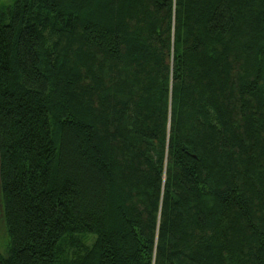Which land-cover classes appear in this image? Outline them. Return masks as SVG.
<instances>
[{"label": "trees", "instance_id": "trees-1", "mask_svg": "<svg viewBox=\"0 0 264 264\" xmlns=\"http://www.w3.org/2000/svg\"><path fill=\"white\" fill-rule=\"evenodd\" d=\"M0 264H264V0L0 3Z\"/></svg>", "mask_w": 264, "mask_h": 264}, {"label": "rangeland", "instance_id": "rangeland-1", "mask_svg": "<svg viewBox=\"0 0 264 264\" xmlns=\"http://www.w3.org/2000/svg\"><path fill=\"white\" fill-rule=\"evenodd\" d=\"M13 1L14 0H0V3L3 4L4 6H9L13 3ZM0 213H1V207H0ZM3 232H4L3 223H2L1 216H0V243H1V238L3 236Z\"/></svg>", "mask_w": 264, "mask_h": 264}]
</instances>
